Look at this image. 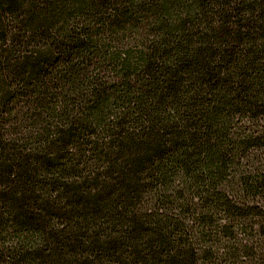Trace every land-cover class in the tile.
Listing matches in <instances>:
<instances>
[{"label": "trees", "instance_id": "1", "mask_svg": "<svg viewBox=\"0 0 264 264\" xmlns=\"http://www.w3.org/2000/svg\"><path fill=\"white\" fill-rule=\"evenodd\" d=\"M0 264H264V0H0Z\"/></svg>", "mask_w": 264, "mask_h": 264}]
</instances>
